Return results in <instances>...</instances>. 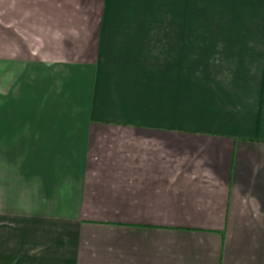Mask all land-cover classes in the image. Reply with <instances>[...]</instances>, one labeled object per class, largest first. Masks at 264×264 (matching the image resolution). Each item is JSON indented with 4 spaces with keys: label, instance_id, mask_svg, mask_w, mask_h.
Instances as JSON below:
<instances>
[{
    "label": "crops",
    "instance_id": "obj_1",
    "mask_svg": "<svg viewBox=\"0 0 264 264\" xmlns=\"http://www.w3.org/2000/svg\"><path fill=\"white\" fill-rule=\"evenodd\" d=\"M84 6L0 0V264H264V29Z\"/></svg>",
    "mask_w": 264,
    "mask_h": 264
},
{
    "label": "rangeland",
    "instance_id": "obj_2",
    "mask_svg": "<svg viewBox=\"0 0 264 264\" xmlns=\"http://www.w3.org/2000/svg\"><path fill=\"white\" fill-rule=\"evenodd\" d=\"M84 7L88 30L98 27L101 13L102 20L112 27L146 29L163 41L172 34L164 30L170 29H264V20L258 19L264 17V0H85ZM190 40L186 44L204 42L200 36ZM179 44L175 39V55ZM163 50L171 53V48L164 46ZM85 66L84 81L88 82L91 64Z\"/></svg>",
    "mask_w": 264,
    "mask_h": 264
}]
</instances>
